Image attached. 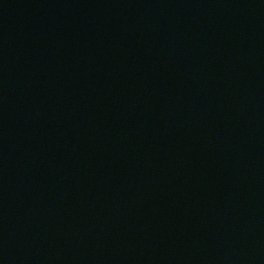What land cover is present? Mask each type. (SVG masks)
<instances>
[{
  "label": "water",
  "instance_id": "1",
  "mask_svg": "<svg viewBox=\"0 0 264 264\" xmlns=\"http://www.w3.org/2000/svg\"><path fill=\"white\" fill-rule=\"evenodd\" d=\"M136 264H264V0H169Z\"/></svg>",
  "mask_w": 264,
  "mask_h": 264
}]
</instances>
